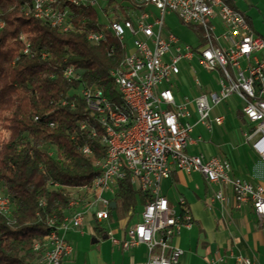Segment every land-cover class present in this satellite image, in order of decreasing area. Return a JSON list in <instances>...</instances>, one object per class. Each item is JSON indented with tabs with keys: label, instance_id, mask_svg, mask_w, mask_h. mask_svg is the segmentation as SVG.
<instances>
[{
	"label": "built area",
	"instance_id": "1",
	"mask_svg": "<svg viewBox=\"0 0 264 264\" xmlns=\"http://www.w3.org/2000/svg\"><path fill=\"white\" fill-rule=\"evenodd\" d=\"M88 3L118 34L124 47V64L111 71L120 79L121 99H129L130 108L141 107L142 119L139 127L121 135L107 131L110 162L100 166L102 184L95 185L94 201L81 207V199L72 200L62 223L51 231V242L45 244L37 264H62L73 252L64 233L83 231L89 216L99 223L107 220L111 201L125 178L151 200L143 205L141 220L130 224L124 236L117 237L112 230L107 234L114 245L125 250L147 246V260L136 264H180L184 250L173 239L183 228L192 227L193 217L184 199L177 209L163 192V181L174 172H199L210 184L231 187L235 208L251 203L258 217L264 218L260 184L233 176L232 165L224 157L188 152L191 145L202 141L201 136H192L196 126L202 124L211 131L223 125L226 115L214 113V108L236 96L243 103L241 112L249 124L245 138L264 159V37L255 32L246 13L225 0H132L126 6L117 0ZM152 8L159 10L160 15H155ZM30 11L61 31H66L71 22V8L60 0H33ZM167 13L177 14L195 30L196 45L182 43L166 29ZM3 25L0 21V27ZM88 38L99 44L106 38L104 28L91 32ZM195 61L216 76L208 83L195 76L198 93L193 98L178 99L177 81L183 66L188 62L194 67ZM64 75L76 77L77 70L69 66ZM80 94L90 114L101 124L104 112L122 118L116 116L113 101L104 96L102 88L83 86ZM215 200L227 202L229 198L218 189L212 197ZM1 210H9V214L12 210L10 199L4 194ZM238 262L259 264L247 257H239Z\"/></svg>",
	"mask_w": 264,
	"mask_h": 264
},
{
	"label": "trees",
	"instance_id": "2",
	"mask_svg": "<svg viewBox=\"0 0 264 264\" xmlns=\"http://www.w3.org/2000/svg\"><path fill=\"white\" fill-rule=\"evenodd\" d=\"M32 3L0 0V126L9 132L0 143V193L12 205L10 214L0 212V264H37L35 243L57 229L74 198L85 202L101 172L103 129L80 89L103 88L121 103L110 70L120 63L123 45L111 33L99 44L88 38L103 28L100 11L72 6V26L61 31L37 18ZM69 66L76 77L64 75ZM150 200L125 178L107 220L133 215ZM102 224L95 221L100 235L108 232Z\"/></svg>",
	"mask_w": 264,
	"mask_h": 264
},
{
	"label": "crops",
	"instance_id": "3",
	"mask_svg": "<svg viewBox=\"0 0 264 264\" xmlns=\"http://www.w3.org/2000/svg\"><path fill=\"white\" fill-rule=\"evenodd\" d=\"M256 2L257 5H259L258 0H230L231 4L246 13L251 26L258 34L250 14L252 6H254ZM239 5L243 8H240ZM232 97L238 99L236 96ZM236 115L240 120V129L245 137L244 132L249 128V124L242 116L241 107L237 108ZM240 115L242 117H240ZM214 128L211 131H213ZM193 133H195V131ZM199 136L202 137V141L191 145L188 148V152L192 150L190 153H203L208 156L219 155L228 159L232 165L233 176L243 178L256 185L260 184L264 194V159L256 152L251 142L247 141L245 138V142L249 144V147L248 154L244 155L236 146L225 150L223 146L225 145L224 143H217L213 141L212 138L207 139L205 142L203 136ZM197 137L193 136L194 139H197ZM221 138H223V136H221ZM201 143L204 144V149H210L211 153H205L204 150L193 152L195 151L193 147L195 149V147ZM198 173L199 172L188 174L174 172L169 179L173 185L177 183L188 185L187 177L193 181L194 174ZM199 174L203 181L202 189L193 192L190 191L188 195L183 192L179 199L178 207L167 193L163 191L171 204L177 209L180 208L181 199H184L193 217L192 227L183 228V231L173 239V243L184 250L180 264H241L238 262L239 257H247L257 261L259 264H264V218L260 219L258 217L251 203H246L241 208H235V199L231 187L210 184L203 174ZM218 189H222L228 196L229 200L227 202L218 200L212 201L214 192ZM132 216L133 215H126L122 218H118L115 215L113 222L105 220L109 225V227H107L108 230H112L117 237L124 236L127 227L130 224H135L131 222ZM116 218H118V220ZM90 228L93 229L94 233L91 232ZM70 232L80 238H83L90 232L92 239L93 237L98 238L97 242H92V244L96 246L91 248L88 252L89 264H136L148 258V249L145 244L132 250H125L120 246H116L109 237L103 238V235H100L95 228V223L93 224L88 218L83 226V231L69 230L64 233L68 241L70 239L68 233ZM102 240H108V242H110L109 245H106V242H102L98 245ZM71 245L73 247V244ZM71 256L72 255L67 256L62 264H74L75 262V264H77L78 259H80L79 253L78 255L75 253L73 259Z\"/></svg>",
	"mask_w": 264,
	"mask_h": 264
},
{
	"label": "rangeland",
	"instance_id": "4",
	"mask_svg": "<svg viewBox=\"0 0 264 264\" xmlns=\"http://www.w3.org/2000/svg\"><path fill=\"white\" fill-rule=\"evenodd\" d=\"M117 1L120 2L122 6H126L129 3H132V0ZM258 1L259 5H257L256 2L255 5L252 6L250 14L252 16L254 27L257 30L258 34L264 37V0ZM239 7L243 8L241 5H239ZM152 9L155 15H160L159 10H157L156 8ZM165 26L166 29L173 32L181 40L182 43H187L193 46L198 43V36L195 30L191 26L183 23L177 16V14L167 13L165 15ZM195 76H198L204 83H208L215 78L216 74L208 72L197 61L194 62V67H192L191 64L187 62V64L183 66V72L181 73L177 81L178 89L180 91L179 94L177 93L178 99H183L185 96L193 98L194 95L198 93L199 89L194 85ZM214 81H216V79ZM242 105L243 103L239 99L230 97L226 102L214 108V113L226 115L227 120L225 124L222 126H215L213 131L207 130L202 124L197 125L193 136L197 137L199 135H202L205 139V142L207 141V139L212 138L213 141L217 143H224L225 145L223 146L225 150L236 146L238 150L241 151L244 155L248 154L249 144L245 142V137L243 136L242 130L240 129L241 123L236 115L237 108L242 107ZM195 120L196 116H193L191 121L194 122ZM221 136H223V138H221ZM8 137L9 132L1 128L0 126V143ZM203 143L196 146L195 149L193 147V150H195L193 152H200L204 150L205 153H211L210 149H204ZM189 152H192V150H189ZM187 181L188 185H185L183 183H177L176 185H173L170 179L163 181V191L167 193V195L171 198V200L174 201L177 207L179 199L183 192L188 195L190 194V191L193 192L195 190L202 189L203 187V181L199 173L194 174L193 181L189 177H187ZM78 191L80 193L84 192L83 189ZM142 209L143 206L138 204L136 207V211L132 216L131 222L137 223L140 220ZM88 219L93 222V224L95 223V220L90 216L88 217ZM116 219L118 220V218ZM102 225L109 227L106 221H104ZM90 230L92 233H94L92 228H90ZM68 234L70 238L69 241L71 242V244H73L74 247V252L73 254H71L72 259L74 258L75 253H77V255L79 253L80 259H78L77 264H89L88 252L91 248L96 246L95 244H92V236L90 235V232L87 233V235H85L83 238H80L78 236L76 237V235L72 234L71 232ZM102 242H106V245H109L110 243L108 242V240H102L98 243V245Z\"/></svg>",
	"mask_w": 264,
	"mask_h": 264
},
{
	"label": "bare ground",
	"instance_id": "5",
	"mask_svg": "<svg viewBox=\"0 0 264 264\" xmlns=\"http://www.w3.org/2000/svg\"><path fill=\"white\" fill-rule=\"evenodd\" d=\"M60 2L64 6L69 7V8H71L72 6L85 7V8L92 7L88 3V0H60ZM101 23L104 28L105 37H106V34L111 33L118 40V34L116 30L114 29V27L107 26V20H101ZM71 26H72L71 22H68V26H66V30H68ZM119 64H124V52H123V56ZM110 75L116 86L118 95L121 96L120 79H117V77L113 75L111 70H110ZM102 90H103L104 96H107L105 93V89L102 88ZM107 99L109 101H112L109 99L108 96H107ZM113 105H114V110L116 112V116H121L122 118L120 119L114 118V114H112L111 112H104V117L102 118V124L100 120L98 119L103 129L102 143L106 147V156L104 160L100 163V166H106L110 162V147L107 142V131H111L112 133H114V135H121V133L128 132L136 127H139V125L141 124V119H142L141 107L130 108L129 99H121V103H117L116 101H113ZM84 151L90 152V148H85ZM101 184H102V176L98 175V177L92 183L89 195L87 198H85V202L81 201V207H88L90 203L94 201L95 185H101ZM82 189L84 190L85 188L83 187ZM79 190H81V188H79ZM0 199H2V193H0ZM74 199H78V197ZM71 207H72V201L70 202L69 209ZM0 212L6 215L9 214V210H1ZM50 242H51V233L45 236V238L42 241H37L35 243L36 246L34 247L35 249L41 252V251H44L45 244H49Z\"/></svg>",
	"mask_w": 264,
	"mask_h": 264
},
{
	"label": "water",
	"instance_id": "6",
	"mask_svg": "<svg viewBox=\"0 0 264 264\" xmlns=\"http://www.w3.org/2000/svg\"><path fill=\"white\" fill-rule=\"evenodd\" d=\"M111 207L114 209L116 207V202L115 201H111ZM103 238H108V234L106 233L105 235H103ZM98 241L97 237H93L92 242L95 243Z\"/></svg>",
	"mask_w": 264,
	"mask_h": 264
}]
</instances>
